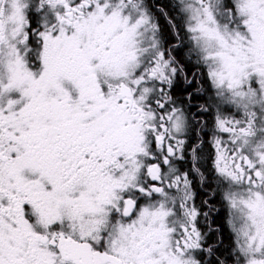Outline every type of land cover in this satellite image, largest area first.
Returning a JSON list of instances; mask_svg holds the SVG:
<instances>
[{
    "label": "snow or ice",
    "instance_id": "snow-or-ice-1",
    "mask_svg": "<svg viewBox=\"0 0 264 264\" xmlns=\"http://www.w3.org/2000/svg\"><path fill=\"white\" fill-rule=\"evenodd\" d=\"M178 7L214 90L229 260L264 264V0ZM162 48L144 0H0V264H228L175 164L190 147L206 180L173 94L196 74Z\"/></svg>",
    "mask_w": 264,
    "mask_h": 264
},
{
    "label": "flooded vegetation",
    "instance_id": "flooded-vegetation-1",
    "mask_svg": "<svg viewBox=\"0 0 264 264\" xmlns=\"http://www.w3.org/2000/svg\"><path fill=\"white\" fill-rule=\"evenodd\" d=\"M144 3L154 22L159 25L161 37L163 29L169 33V37L162 38V50L181 62L188 80H193V73L196 74V79L192 84L188 85L182 81L181 85L173 90V94L174 98L185 101L183 107L186 108L197 125L196 133L190 134L192 138L188 139L187 143L196 145L200 144V140H203V144H200V159L196 162V166L199 167L206 180L202 182L200 176L193 171L194 161L190 147L185 151L184 159H177L175 164L181 173H190L189 180L193 193V200L190 201V204L194 205L200 213L197 217V227L207 234V243L216 250L215 257L227 261L228 264H233V261L229 260V256L233 252L235 237L228 222L227 206L222 200L223 189L218 187L213 168L215 109L213 108L210 113L199 114L200 106L210 100L214 90L211 89L210 82L205 83L202 69L197 66L195 56L189 53L190 45L187 35L183 31L182 14L177 2L175 0H144ZM197 89L200 91L197 92ZM190 93L195 94V98H191ZM204 213H208L207 217L204 216Z\"/></svg>",
    "mask_w": 264,
    "mask_h": 264
},
{
    "label": "trees",
    "instance_id": "trees-1",
    "mask_svg": "<svg viewBox=\"0 0 264 264\" xmlns=\"http://www.w3.org/2000/svg\"><path fill=\"white\" fill-rule=\"evenodd\" d=\"M177 23V22H176ZM165 32V33H164ZM169 37V33H167V30H162V38Z\"/></svg>",
    "mask_w": 264,
    "mask_h": 264
},
{
    "label": "rangeland",
    "instance_id": "rangeland-1",
    "mask_svg": "<svg viewBox=\"0 0 264 264\" xmlns=\"http://www.w3.org/2000/svg\"><path fill=\"white\" fill-rule=\"evenodd\" d=\"M177 2V4H179V0H175Z\"/></svg>",
    "mask_w": 264,
    "mask_h": 264
}]
</instances>
